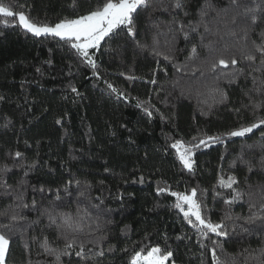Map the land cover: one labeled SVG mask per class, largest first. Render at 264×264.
Segmentation results:
<instances>
[{
	"label": "trees",
	"instance_id": "obj_1",
	"mask_svg": "<svg viewBox=\"0 0 264 264\" xmlns=\"http://www.w3.org/2000/svg\"><path fill=\"white\" fill-rule=\"evenodd\" d=\"M3 3L37 25H54L84 14L97 0H77L75 10L72 0ZM238 3L264 7V0ZM149 5L135 18L134 38L117 29L89 50L95 69L65 40L35 36L18 19L0 15V213L6 214L0 215V233L9 238L6 264H130L136 252L154 246L171 251L175 264H213V249L221 264L264 260V137L260 130L243 138L223 135L264 116V108L249 104V97L264 100V71H253L260 67L255 49L264 44V11L247 13L242 23L244 8L230 0H183L179 10L172 0ZM201 5L208 15L192 32ZM173 20L187 26V39ZM249 52L255 63L243 58ZM210 136L222 142L193 148V168L185 169L172 144L191 147ZM230 175L242 196L226 205L234 193L218 180ZM193 189L202 216L223 220L227 237L202 234L175 207L171 193ZM48 213L57 223L60 213L70 214L81 230L58 229ZM226 214L231 218L223 219ZM13 215L25 219L14 221ZM45 238L50 248L63 249L71 238L76 245L57 262L40 246Z\"/></svg>",
	"mask_w": 264,
	"mask_h": 264
},
{
	"label": "snow or ice",
	"instance_id": "obj_2",
	"mask_svg": "<svg viewBox=\"0 0 264 264\" xmlns=\"http://www.w3.org/2000/svg\"><path fill=\"white\" fill-rule=\"evenodd\" d=\"M230 5L235 7H243L245 15L241 17V22L246 23L247 21V13H255L257 9L264 11V7L261 5H257L256 7L249 8L246 4L241 5L238 3V0H230ZM74 10L78 6L77 0H72V4L70 5ZM149 0H97V5L94 8H90L84 14H78L75 18H64L61 19L59 22L55 23V25H37L34 22H31L29 18H27L24 12L21 11H13L12 8L3 3V0H0V15L4 17H13L18 19L19 24L26 29L28 32L34 34L35 36H41L42 34H50L55 37H59L61 40H65L67 43L70 44L72 49H75L76 53L84 59V61L91 65L94 69L96 68L95 62L92 60L91 56L89 55L90 49H98L101 47V42L105 41V38H111L113 34H115L117 29H126V35L129 37H135L137 35V29L135 25V18L139 14V11L145 8H148ZM184 7L183 0H172V9L179 10ZM207 8L216 11V9L208 3ZM167 11V9H163ZM187 15V13H185ZM208 15V11L205 10V6L201 5V10L199 11V21L191 27V31L195 32L201 24L204 22V18ZM237 15H241L237 13ZM236 16H233L232 23H236ZM251 25H255L257 23V17L252 15L250 18ZM172 24H174L175 31L181 33L185 39L188 38V32L185 31L186 25L183 24L182 21L173 20ZM205 31H208L207 24H204ZM173 29L170 27L169 31ZM234 34V33H233ZM156 37H153V44H156ZM138 47L145 48L146 45H141L137 43ZM155 55H161V53L155 51L153 49ZM192 54H196V47L193 46ZM256 52L260 53L259 57V65L260 67L254 68L253 71H264V44L257 46L255 49ZM191 58V57H190ZM243 58L250 62L255 63L257 57L253 55L251 52L245 53ZM164 59H170L169 56H164ZM220 65L224 67L228 66L229 62H226L224 59H220L218 61ZM230 63L232 65L237 64V60L235 58L231 59ZM217 67L216 64L212 65V68L215 69ZM180 69L177 68V71ZM123 75V73H121ZM128 79H134V77L129 76ZM151 83H156L153 79ZM255 83V81H254ZM108 87L115 92L116 89L112 87L111 84ZM73 91H76L73 88ZM257 92H261L260 88L255 89ZM122 95V94H121ZM249 104L252 105L253 109H260L264 108V100L253 102L252 98L249 97ZM139 106V105H137ZM239 111V109H237ZM59 123V121H57ZM254 130H260V136L264 137V116L257 117L256 120L248 123L247 125H240L239 127L233 128L227 131L225 134L227 138H243L248 136L250 133H254ZM195 139V138H194ZM208 141L213 143L222 142L221 136H210L207 139H200L198 144H193L191 147H184L181 141H176L172 144V147L177 150L178 158L183 165V167L189 171L193 168V160H192V149L199 148L200 145L208 146ZM252 147V145H249ZM261 148L264 149V144H261ZM21 154L19 152L16 153V156L19 157ZM262 165H264V159L261 161ZM249 171L252 170L251 162H249ZM237 183V179L235 176H228L227 180L224 178H220L218 180V184L221 188L232 189L234 195L231 199H225L224 203L226 205H231L235 200L241 198L242 194L233 188V185ZM41 192L44 190L41 189ZM160 191H163L161 189ZM171 195L177 198V202L175 207L179 209L184 217L188 220L189 224L193 227L197 228L199 232L204 235L207 233H213L218 237H227L229 233L224 230L223 220L219 223L212 222L209 219H206L201 214V205L197 203L194 199L196 196V190L193 189L190 195H185L182 193L173 192ZM219 195V193H218ZM22 198V197H21ZM182 205H187V210ZM36 201H32V207L35 208ZM24 208H28V204L23 205ZM264 208V204L261 205ZM0 215H6L5 213H0ZM77 215H79V210ZM194 217V221L191 219ZM229 215H225L223 219H230ZM12 220H23L25 217L22 215H13L11 217ZM48 219L51 224L56 225L59 229L63 226L66 229H69L73 232L81 230V226L78 220H74L70 214L67 213H60L59 214V221L57 223V217L53 216L51 213H48ZM4 227H8L5 225ZM247 231V229H245ZM104 237H101L103 239ZM215 244L216 241H213ZM76 245L75 238L66 239L65 245L63 249H55L50 248L48 245V240L45 238L40 246L48 252L55 256V260L57 262L60 261L61 255L67 254V249H73ZM79 251H76V255L82 256L84 253V244L81 243L79 245ZM247 250H245L246 252ZM9 252V238L0 233V264H6V256ZM262 254H264V248L260 250ZM103 255V253H99ZM173 253L171 251H164L162 252L161 248L159 247H152L150 250L147 251L146 255H141V252H136L132 257L130 264H165V261H168L170 257H172ZM212 257H213V264H221L219 258L217 257L215 249L212 250ZM247 261V257H245V264ZM261 264H264V260L261 261Z\"/></svg>",
	"mask_w": 264,
	"mask_h": 264
},
{
	"label": "rangeland",
	"instance_id": "obj_3",
	"mask_svg": "<svg viewBox=\"0 0 264 264\" xmlns=\"http://www.w3.org/2000/svg\"><path fill=\"white\" fill-rule=\"evenodd\" d=\"M55 25V24H54ZM50 26H53V25H50ZM190 195V194H189ZM186 208H187V205H184ZM154 247H157V246H154ZM147 253H145V254H143V253H141V255L143 256V255H146ZM170 260H168V261H165V264H175L174 262H169Z\"/></svg>",
	"mask_w": 264,
	"mask_h": 264
}]
</instances>
